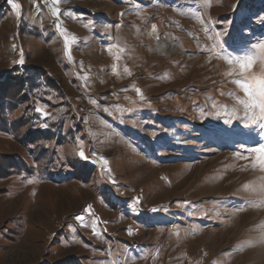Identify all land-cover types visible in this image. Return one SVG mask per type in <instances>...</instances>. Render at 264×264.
<instances>
[{
  "label": "rangeland",
  "instance_id": "rangeland-1",
  "mask_svg": "<svg viewBox=\"0 0 264 264\" xmlns=\"http://www.w3.org/2000/svg\"><path fill=\"white\" fill-rule=\"evenodd\" d=\"M260 43L264 0H0V264H264Z\"/></svg>",
  "mask_w": 264,
  "mask_h": 264
},
{
  "label": "snow or ice",
  "instance_id": "snow-or-ice-1",
  "mask_svg": "<svg viewBox=\"0 0 264 264\" xmlns=\"http://www.w3.org/2000/svg\"><path fill=\"white\" fill-rule=\"evenodd\" d=\"M58 3L59 0H56ZM16 7H19L18 5ZM67 39V38H66ZM255 48L261 52H264V43L257 44ZM254 57L252 55H248L244 58H228L227 62L229 64H236L238 67V70L241 74L247 73L254 64ZM235 83L240 84L241 88L245 92V94L249 97V100H238L239 103L244 104L245 107H259L261 110V116L258 119L264 120V81L257 80L255 86L250 85L247 80L245 81H234ZM253 88H255V93L253 91ZM259 96V100L257 101L255 99V96ZM257 121L256 119H253V123L255 124ZM264 126V125H261ZM257 153H259L258 156V163L259 166L264 169V148H259L255 150ZM81 156H83V153H81ZM247 187V186H245ZM77 219L82 220L83 217H77Z\"/></svg>",
  "mask_w": 264,
  "mask_h": 264
},
{
  "label": "trees",
  "instance_id": "trees-1",
  "mask_svg": "<svg viewBox=\"0 0 264 264\" xmlns=\"http://www.w3.org/2000/svg\"><path fill=\"white\" fill-rule=\"evenodd\" d=\"M39 73L41 72V71H38ZM44 74H45V72H44ZM44 74H42V73H40V75H38V76H35L34 74H32V72H31V70H28V72H26L25 73V75L27 76V79H25L23 82H22V86H23V89L24 88H26V89H24V90H26V94L28 95V92L30 93V95H31V93L33 92V90H34V86H36L37 85V83H35L36 85H34V86H32L31 84H30V80H29V78L33 81V84H34V82H35V80L38 78V79H40L42 76H44ZM41 76V77H40ZM38 81V80H37ZM36 81V82H37ZM0 91H4V90H2L1 88H0ZM25 98H26V95L24 96ZM7 100H8V98H6ZM2 100V97H0V101ZM0 107H1V104H0ZM0 115H3V114H0ZM13 131H14V128H13V126H11V128H9V125H8V122H7V118H4V117H2V118H0V132H3V133H13Z\"/></svg>",
  "mask_w": 264,
  "mask_h": 264
}]
</instances>
